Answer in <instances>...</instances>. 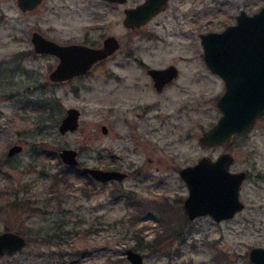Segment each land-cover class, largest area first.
Listing matches in <instances>:
<instances>
[{
  "label": "rangeland",
  "instance_id": "374dc122",
  "mask_svg": "<svg viewBox=\"0 0 264 264\" xmlns=\"http://www.w3.org/2000/svg\"><path fill=\"white\" fill-rule=\"evenodd\" d=\"M141 1L42 0L22 11L16 0H0V231L26 238L25 247L0 257V264H130L126 248L140 252L144 264H252L250 249L264 247V111L225 144L199 143L220 115L215 102L224 90L203 62L199 33L222 30L241 8L251 14L264 0H168L147 23L130 29L123 11ZM32 31L60 44L94 47L113 35L122 50L82 78L54 83L48 74L58 58L33 51ZM139 60L173 64L180 76L161 95L146 87L143 98L124 100L120 84L105 74L122 62L137 68ZM157 102L163 116L134 128L141 147H131L134 108ZM69 107L80 110L79 126L61 134L57 126ZM13 143L23 148L8 156ZM63 147L77 150L83 165L129 176L100 183L62 163ZM224 151L233 156L231 171L247 172L239 189L244 207L221 221L188 219L179 168ZM22 198L30 203L18 206L15 199Z\"/></svg>",
  "mask_w": 264,
  "mask_h": 264
},
{
  "label": "water",
  "instance_id": "95a60500",
  "mask_svg": "<svg viewBox=\"0 0 264 264\" xmlns=\"http://www.w3.org/2000/svg\"><path fill=\"white\" fill-rule=\"evenodd\" d=\"M41 1L16 0V3L20 10L28 11ZM167 6L168 0H143L124 9L122 22L127 27H138ZM199 37L205 66L219 76L224 84V90L215 102L220 115L199 136L202 146L213 147L225 144L235 134L251 129L264 111V5L251 14L241 8L235 15L234 23L220 31L201 32ZM30 41L35 53L51 54L58 58L57 64L48 74L49 80L53 82L86 72L92 64L111 55L119 47L113 35L106 36L98 47L80 43L60 44L37 31H32ZM148 72L152 74L154 85L161 88L172 80L176 69L173 66L166 69L150 68ZM79 114L78 108H67L57 126L58 132L64 134L74 131L78 126ZM22 148V144L13 143L7 155L13 156ZM58 156L67 166L80 165L78 152L73 148H61ZM232 163L233 156L224 151L215 159L201 156L195 163L179 168L178 174L188 190L182 203L188 219L210 215L214 220L221 221L231 218L244 207L239 199V189L246 172L231 171L229 166ZM80 170L100 183L127 177V173L119 169L81 165ZM25 245L26 238L23 235L9 229L0 231V257L14 254ZM124 254L130 264H144L140 252L126 248ZM248 256L252 264H264V247H252Z\"/></svg>",
  "mask_w": 264,
  "mask_h": 264
},
{
  "label": "flooded vegetation",
  "instance_id": "af4514ba",
  "mask_svg": "<svg viewBox=\"0 0 264 264\" xmlns=\"http://www.w3.org/2000/svg\"><path fill=\"white\" fill-rule=\"evenodd\" d=\"M110 3H116V2H110ZM124 18V17H123ZM123 21V19H122ZM141 27L138 26V27H129L130 29H134V28H139ZM117 39V38H116ZM117 42L119 44V47L113 52H118V51H121L122 49L120 48L121 46V43L118 41L117 39ZM94 47V46H93ZM98 47V46H97ZM112 53V54H113ZM42 54H46V53H42ZM111 54V55H112ZM109 55V56H111ZM109 56H107L106 58H108ZM131 53L128 52V51H125L124 53V57L126 59H130L131 58ZM56 57V56H55ZM106 58L104 59H101L97 62H95L94 64H92V66L84 73L82 74H79V75H76V76H73V77H70L66 80H63V81H71V80H74L76 78H82L84 77L85 75H87L91 69L97 65L98 63L102 62L103 60H105ZM169 66H173L175 69H176V74L173 76L172 80L170 82H167L165 83L161 88H158L157 86L154 85V80H153V77H152V74L148 72V70L150 68H156V69H166L168 68ZM115 67L117 69L112 70V72L108 71L106 74H105V78L108 79V80H115L117 83H119L120 85L117 86V90H118V95L124 99V100H129V99H135L136 97H142L143 98V95H144V88H149L151 89V91L155 94V95H161L163 94L166 89L170 86L173 85V83L178 79V77L180 76V71L179 69L173 65V64H168L164 67H157V66H151L149 64H146L144 62H142L141 60L138 61V64L135 65V67L137 68H134V69H131L129 67V64L127 63H118L115 65ZM128 78H131V80H133L132 82H129ZM138 78V79H137ZM105 79V80H106ZM63 81H59V82H54V83H60V82H63ZM107 81V80H106ZM53 82V81H52ZM148 84L145 86V84ZM143 94V95H142ZM77 108V107H76ZM79 110V109H78ZM135 110V113H134V117L136 118L137 117V122L134 124L132 122L134 121H130L131 123L129 124V127H130V130L131 132L129 133V139H135V143L133 146L131 147H141L140 145L137 144L136 142V134L134 133V128H140L142 122L144 121V123L147 125L151 119H154V118H161L163 116V112L161 111V107H160V102H157V103H151V104H148V105H143V106H140L138 108V110ZM155 110V111H160L159 113L156 112L154 114H151V112ZM79 113H80V110H79ZM79 117H80V114H79ZM79 117H78V126H79ZM125 119H126V115H125ZM147 121V122H145ZM125 122V121H124ZM127 122V121H126ZM77 126V128H78ZM104 127V128H103ZM76 128V129H77ZM101 131L103 134H106L108 129L107 127L104 125V124H101ZM75 129V130H76ZM73 132V131H72ZM118 134H115V137H117ZM123 135H121L119 138L122 139ZM79 158V157H78ZM80 160V159H79ZM81 165V161H80V165L77 166V167H80ZM75 167V168H77ZM103 169H108V168H103ZM109 169H117V168H109ZM120 170V169H119ZM123 171V170H122ZM126 172V171H125ZM132 174L134 173V171L132 170L131 171ZM136 172V171H135ZM127 173V172H126ZM127 176H129V173H127ZM246 176H247V172H246ZM246 178V177H245ZM123 180V179H122Z\"/></svg>",
  "mask_w": 264,
  "mask_h": 264
},
{
  "label": "trees",
  "instance_id": "16d2710c",
  "mask_svg": "<svg viewBox=\"0 0 264 264\" xmlns=\"http://www.w3.org/2000/svg\"><path fill=\"white\" fill-rule=\"evenodd\" d=\"M69 168H73V167H70L68 166ZM75 168V167H74ZM77 172H79L80 174L82 173L81 170L79 169ZM127 198H128V201L131 200V193L127 195ZM15 201L18 203V206H20L21 203H23V205H28L30 202L28 201V199H25V198H22L21 200H17L15 199ZM105 264H110L109 262H106ZM111 264H119L117 262H114V263H111Z\"/></svg>",
  "mask_w": 264,
  "mask_h": 264
}]
</instances>
